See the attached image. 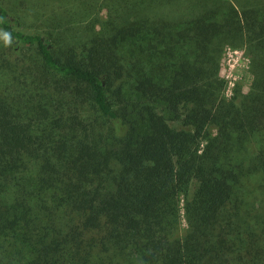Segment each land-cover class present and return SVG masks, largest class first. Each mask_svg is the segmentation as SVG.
<instances>
[{
	"label": "trees",
	"instance_id": "obj_1",
	"mask_svg": "<svg viewBox=\"0 0 264 264\" xmlns=\"http://www.w3.org/2000/svg\"><path fill=\"white\" fill-rule=\"evenodd\" d=\"M0 264H264V0H0Z\"/></svg>",
	"mask_w": 264,
	"mask_h": 264
},
{
	"label": "rangeland",
	"instance_id": "obj_2",
	"mask_svg": "<svg viewBox=\"0 0 264 264\" xmlns=\"http://www.w3.org/2000/svg\"><path fill=\"white\" fill-rule=\"evenodd\" d=\"M250 60L244 48L229 47L224 55V60L220 67V77L226 83L224 93L232 94V90L240 86L250 84ZM186 221L182 218V225L185 226Z\"/></svg>",
	"mask_w": 264,
	"mask_h": 264
}]
</instances>
